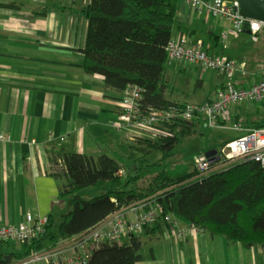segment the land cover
<instances>
[{"label": "crops", "instance_id": "crops-1", "mask_svg": "<svg viewBox=\"0 0 264 264\" xmlns=\"http://www.w3.org/2000/svg\"><path fill=\"white\" fill-rule=\"evenodd\" d=\"M89 3L0 0V226H16L27 215L51 217L58 224L70 212L59 197L66 181L51 172V159L59 153L104 154L120 161L126 158L124 146L139 138L118 120L122 94L107 90L102 77L84 73L87 21L82 10ZM230 30L224 19L179 0L171 41L184 40L189 47L199 41L207 54L233 61L238 71L230 82L247 89L261 78L264 37L253 40L246 30L239 36ZM206 72L216 77L214 87L213 78L205 80ZM187 77L191 80L181 81ZM227 82L168 59L162 74L165 100L178 105L211 101ZM207 88L213 89L207 93ZM202 128L207 129L197 128L192 136ZM141 242L140 264H264L261 245L245 250L200 231L188 232L181 242L164 232Z\"/></svg>", "mask_w": 264, "mask_h": 264}, {"label": "trees", "instance_id": "trees-1", "mask_svg": "<svg viewBox=\"0 0 264 264\" xmlns=\"http://www.w3.org/2000/svg\"><path fill=\"white\" fill-rule=\"evenodd\" d=\"M178 2L90 0L82 10L87 21L82 50L84 73L102 77L107 90L122 95L130 87L139 88L142 114L178 105L165 100L162 84ZM234 120L237 122V118ZM202 123L201 119L193 123L176 121L166 126L169 137L134 140L124 146L126 158L120 161L104 154L93 158L59 153L58 158L51 159V172L56 179L63 177L66 181L59 197L71 208L70 212L58 224L46 218L40 239L0 245V264H13L61 241L78 238L121 209L151 197L162 208L155 223L121 244L101 243L87 264H140L141 237L170 229L163 222L164 216H170L181 227L192 226L212 237L240 244L245 250L254 245L264 248V168L258 163L232 165L187 182L194 172L160 170L146 161L154 151L163 160L170 158L197 128L203 127ZM247 128H264V122ZM220 146L208 150H218ZM158 170V174L150 176ZM90 188L100 195L85 201L80 192Z\"/></svg>", "mask_w": 264, "mask_h": 264}, {"label": "built area", "instance_id": "built-area-1", "mask_svg": "<svg viewBox=\"0 0 264 264\" xmlns=\"http://www.w3.org/2000/svg\"><path fill=\"white\" fill-rule=\"evenodd\" d=\"M193 10L205 15L224 19L229 23L230 33L239 36L245 30L255 40L264 37V22L247 19L239 14V4L234 0H184ZM167 59L194 65L199 69L211 71L228 82L219 89L211 101L203 104H183L170 106L166 110L142 114L139 111L141 90L128 88L122 95L118 120L121 126L130 129L138 139L156 140L169 137L167 125L176 121L193 123L202 120L204 128L223 129L229 119V109L243 102H264V68L260 80L247 89L236 88L230 81L237 73V65L226 58L207 54L202 43L187 46L184 40L171 41L166 48ZM220 124V125H218ZM240 134L236 139L227 141L217 150V162L212 163L204 154L193 159V169L199 180L213 172H220L229 166L255 162L264 168V128H246L241 124L233 126ZM4 138L0 137V140ZM60 164V162H59ZM122 176L123 172L120 171ZM193 180V181H194ZM162 215V208L154 198H147L109 216L105 221L73 240L61 241L55 247L34 252L13 264H87L94 250L104 242L121 244L123 240L142 234L145 227L152 226L157 217ZM46 218L38 220L27 215L16 226H0V245L29 243L40 239L44 234ZM163 222L170 225L166 230L168 239L184 241L188 232L196 228L181 227L170 216H164Z\"/></svg>", "mask_w": 264, "mask_h": 264}, {"label": "rangeland", "instance_id": "rangeland-1", "mask_svg": "<svg viewBox=\"0 0 264 264\" xmlns=\"http://www.w3.org/2000/svg\"><path fill=\"white\" fill-rule=\"evenodd\" d=\"M261 61L262 60L260 57L259 62ZM204 77L206 81H209L210 78H213V79H210V82L212 83V86L214 87V82L216 81V77L210 72H206L204 74ZM181 79L180 80L183 82H185L186 80L187 81L191 80L190 77H187V79L186 78H181ZM212 89L210 88H207L206 90L203 89L201 93L204 96L205 91L206 92L210 90L212 91ZM229 114H230V117H229L230 120L227 122V124L225 125L223 129H213V130L212 129H204V130L198 129L196 132V135L187 138L181 144V146L175 149V151L173 152V155L170 158L163 160L161 154L157 151H154L146 158L147 163L158 166L160 170L167 169L169 170V172L181 171V170H187V171H190L191 173L194 172L193 171L194 170L193 160L191 157H193L194 154L196 155L197 153L199 154L200 152L206 151V149L209 148V145L220 146L227 141L236 139L240 135L234 132L233 130V126L236 123L241 124L243 127H246V128L249 126L258 124V123H263L264 122V102H259V103L243 102L237 106L231 107ZM234 118H237V122H235ZM159 172H160L159 170L153 171L150 173V176H155ZM196 178H197V175L195 173V175L190 180H187V182L193 181ZM98 195L100 194L92 188L85 189L84 191L80 192V196L85 201L91 200L92 198Z\"/></svg>", "mask_w": 264, "mask_h": 264}, {"label": "water", "instance_id": "water-1", "mask_svg": "<svg viewBox=\"0 0 264 264\" xmlns=\"http://www.w3.org/2000/svg\"><path fill=\"white\" fill-rule=\"evenodd\" d=\"M239 4V14L247 19L264 22V0H234ZM217 150L212 149L204 153L210 163L217 162Z\"/></svg>", "mask_w": 264, "mask_h": 264}]
</instances>
